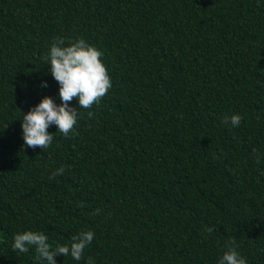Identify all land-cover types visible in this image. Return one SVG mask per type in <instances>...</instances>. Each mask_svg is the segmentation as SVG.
Masks as SVG:
<instances>
[{"label": "trees", "instance_id": "1", "mask_svg": "<svg viewBox=\"0 0 264 264\" xmlns=\"http://www.w3.org/2000/svg\"><path fill=\"white\" fill-rule=\"evenodd\" d=\"M56 37L100 49L112 87L28 148L22 112L60 102ZM26 229L94 232L58 264H216L229 241L264 264V0H0V264H34Z\"/></svg>", "mask_w": 264, "mask_h": 264}, {"label": "clouds", "instance_id": "2", "mask_svg": "<svg viewBox=\"0 0 264 264\" xmlns=\"http://www.w3.org/2000/svg\"><path fill=\"white\" fill-rule=\"evenodd\" d=\"M103 53L94 44L82 37L68 39L53 38L45 54L48 72L58 83L59 103L49 95H44L38 103L22 112L20 119L21 134L24 145L28 148L46 149L53 141L52 133L47 129L55 125L56 130L65 137L73 131L80 116V109H89L99 103L112 87L111 78L101 57ZM41 87H47V81H41ZM76 99L79 108L70 101ZM92 116V112L87 113ZM239 113H231L223 117L222 123L233 127L241 122ZM61 166L53 170L50 179L63 175ZM93 214H99L96 209ZM211 232L212 228H206ZM94 232L91 229L81 230L72 235L68 243H50L49 236L40 230L26 229L16 232L12 237L11 249L17 253L34 252V264H58L57 255L70 256L80 261L84 250L92 243ZM85 264H95L92 257H87ZM216 264H248L246 258L238 250L235 241L225 244L218 256Z\"/></svg>", "mask_w": 264, "mask_h": 264}]
</instances>
